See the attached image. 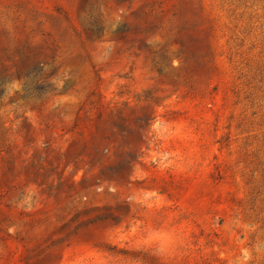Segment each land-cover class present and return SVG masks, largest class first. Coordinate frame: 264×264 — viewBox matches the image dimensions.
<instances>
[{
	"label": "rangeland",
	"instance_id": "obj_1",
	"mask_svg": "<svg viewBox=\"0 0 264 264\" xmlns=\"http://www.w3.org/2000/svg\"><path fill=\"white\" fill-rule=\"evenodd\" d=\"M0 264H264V0H0Z\"/></svg>",
	"mask_w": 264,
	"mask_h": 264
}]
</instances>
